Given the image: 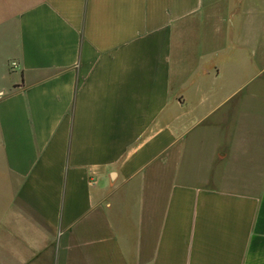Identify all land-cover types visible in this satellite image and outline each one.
Masks as SVG:
<instances>
[{
    "label": "crops",
    "instance_id": "1",
    "mask_svg": "<svg viewBox=\"0 0 264 264\" xmlns=\"http://www.w3.org/2000/svg\"><path fill=\"white\" fill-rule=\"evenodd\" d=\"M263 74L264 0H0V264H264Z\"/></svg>",
    "mask_w": 264,
    "mask_h": 264
},
{
    "label": "rangeland",
    "instance_id": "2",
    "mask_svg": "<svg viewBox=\"0 0 264 264\" xmlns=\"http://www.w3.org/2000/svg\"><path fill=\"white\" fill-rule=\"evenodd\" d=\"M258 86H259V88H257V91H259L260 93L263 94L264 93V74L261 76ZM255 89H256V86H255ZM244 91L245 92H253L254 90H253V87L247 86Z\"/></svg>",
    "mask_w": 264,
    "mask_h": 264
}]
</instances>
